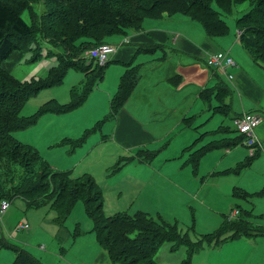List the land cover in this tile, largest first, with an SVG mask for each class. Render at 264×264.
Masks as SVG:
<instances>
[{
    "label": "rangeland",
    "instance_id": "1",
    "mask_svg": "<svg viewBox=\"0 0 264 264\" xmlns=\"http://www.w3.org/2000/svg\"><path fill=\"white\" fill-rule=\"evenodd\" d=\"M31 2L34 20L40 21L47 9L45 0ZM254 3L248 0L237 5L233 14L225 16L229 30L212 38L236 61H248L264 77L263 64H256L239 43L235 22ZM23 16L30 21L28 11ZM147 23H172L176 36H193L198 41L208 36L201 22L184 14L146 17L142 25ZM131 33L128 30L127 35ZM124 36L115 33L111 37L117 44ZM21 45L13 74L23 82L43 79L48 84L49 71L64 50L40 33ZM163 54L158 50L139 53L146 59L128 66L110 60L102 77L94 70L68 67L60 81L27 98L22 114L34 121L13 135L40 153V170L49 167L54 172H70L72 178L85 173L92 177L102 192L106 215L145 211L170 224L185 244L164 241L155 255L159 264H264V235L230 239V230L221 229L240 205L252 210L253 231H264V192L258 193L264 191V152L250 160V147L236 129L237 108L227 114L217 107L223 101L216 94L211 99L198 98L188 87L183 92L189 97L184 100L182 91L159 88V74L177 60L169 56L163 62ZM128 69L137 74V82L113 111L111 100ZM218 74L228 82L227 75ZM230 91L226 102L236 95L242 107L232 84ZM234 140L236 144L227 145ZM1 166L8 165L2 162ZM22 175L18 164L10 170L0 168V264H12L17 257L14 249L3 244L6 241L25 248L40 264H122L108 259L83 199L74 203L60 229L54 221L58 215L54 199L33 205L31 199L14 195L25 188ZM236 188L252 195L241 197ZM4 198L10 205L1 211ZM19 222L31 228L18 231ZM223 236L229 239L221 240Z\"/></svg>",
    "mask_w": 264,
    "mask_h": 264
},
{
    "label": "trees",
    "instance_id": "2",
    "mask_svg": "<svg viewBox=\"0 0 264 264\" xmlns=\"http://www.w3.org/2000/svg\"><path fill=\"white\" fill-rule=\"evenodd\" d=\"M244 1L248 0H45L46 12L37 21L34 20L31 0H0V168L10 170L13 164L22 167L21 182L24 181L22 187L25 188L16 190L14 195L20 194L31 199L33 205L54 199L58 212L54 221L60 229L74 203L83 199L98 242L108 252L113 263L159 264L155 255L164 241L185 244L170 224L155 220L148 212L106 215L102 192L92 177L85 173L72 178L70 172H54L49 167L40 170L37 165L40 153L30 144L17 139L13 132L34 121L22 114L27 98L40 88L60 81L68 67L94 70L102 77L108 62L99 65L85 53L108 42L107 38L113 34L141 30L146 17L161 18L174 14H184L201 22L210 36L223 34L230 28L225 16L233 14L235 7ZM252 1L255 3L243 10L235 20L238 39L253 59L264 66V0ZM25 11H28L30 21L24 18ZM36 33L64 50V54L58 58L59 62L49 71L51 80L48 84L43 79L23 82L12 72L15 54L22 50L21 44H26ZM157 46L140 45L139 51L153 52ZM217 76L221 80L210 90L201 91L203 98L210 99L216 94L223 101L224 97L230 95V88L219 74ZM136 82L137 74L128 69L111 100L113 111L125 102ZM217 107L224 109L227 114L231 111L230 104L224 101ZM240 138L245 136L241 135ZM236 143L234 140L227 145ZM250 158L252 160L254 157ZM2 162L9 167L1 166ZM236 193L244 198L252 195L243 188H236ZM237 209L238 221L228 217L221 227L223 231L230 230V239L244 235H264L262 229L253 231L252 210H244L240 205ZM227 239L225 236L221 238ZM3 244L17 252L12 264H40L22 246L7 241Z\"/></svg>",
    "mask_w": 264,
    "mask_h": 264
},
{
    "label": "crops",
    "instance_id": "3",
    "mask_svg": "<svg viewBox=\"0 0 264 264\" xmlns=\"http://www.w3.org/2000/svg\"><path fill=\"white\" fill-rule=\"evenodd\" d=\"M174 15H164L161 18H164L165 16L172 17ZM160 27H166L170 31ZM174 28L175 26L172 23L162 25L157 23H147L145 26L142 25L141 30H132V33L128 35L130 37V42L123 43V38L127 36L126 33L125 36L119 40V43H117L119 45L118 50L115 54L111 55L113 59L110 57L109 62L110 60H116L123 63L125 66H128L133 64L139 58L145 60V57L138 55L139 53H142L139 51V46L156 44L158 45L157 48L150 53H154L156 50L163 51V62L164 60H167L169 56L177 58L175 63L168 64L165 70L159 74L161 82L158 83V87L163 91L172 88L178 92H185L188 87H192L193 90L191 91L195 92L196 97L202 98L200 95L201 91L215 87L218 81L221 80L217 76L218 73L215 72V70L206 66V56L222 50V47L219 42L213 39L210 35H202V40L198 41L193 36H176L173 31ZM109 39L110 40L107 38L108 42H113V37L110 36ZM248 54L250 53L248 52ZM182 58H186L185 61L187 62L184 63ZM255 63L257 64L258 62L255 61ZM236 64L237 65L232 70L234 79L229 80L226 77L228 82L225 80H223V82L228 88H230V84H232L239 92L242 107L239 105L236 95L235 97L233 95L231 100L226 102L227 98L232 94L231 91L230 95L223 98V101L224 103L230 104L231 112L234 108H237V111L235 113L233 112L235 117L244 112H254L261 116V122L253 134L256 139L255 148H250V153L254 157L252 160H254L264 152V77L259 75L256 70L254 71V68L244 59L239 58V61H236ZM184 92L180 94V97L187 100L189 96L184 94ZM194 92L191 93L194 94ZM105 252L108 259L112 261L108 252L106 250ZM106 255H104V260H106Z\"/></svg>",
    "mask_w": 264,
    "mask_h": 264
},
{
    "label": "built area",
    "instance_id": "4",
    "mask_svg": "<svg viewBox=\"0 0 264 264\" xmlns=\"http://www.w3.org/2000/svg\"><path fill=\"white\" fill-rule=\"evenodd\" d=\"M128 42H130V37L125 36L123 38V43ZM118 47V44L106 42L91 48L85 54L88 58L95 59L99 65H105L109 61L111 55L117 52ZM205 62L209 68L215 69L217 72L227 75L230 80L234 79V74L229 72V69L235 67L237 64L229 51L220 50L215 53H211L206 56ZM234 119L236 129L241 135L245 136L246 144L250 148H255L256 139L253 134L261 122V116L254 112H244ZM9 205L10 201L3 199L1 203V211H6L9 208ZM238 215L239 210L235 209L229 216V219H233ZM16 228L18 231H24L29 230L31 226L27 222H19Z\"/></svg>",
    "mask_w": 264,
    "mask_h": 264
}]
</instances>
